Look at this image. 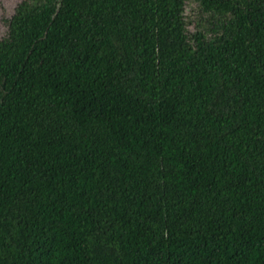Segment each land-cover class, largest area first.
<instances>
[{"label":"trees","instance_id":"trees-1","mask_svg":"<svg viewBox=\"0 0 264 264\" xmlns=\"http://www.w3.org/2000/svg\"><path fill=\"white\" fill-rule=\"evenodd\" d=\"M0 264H264V0H22Z\"/></svg>","mask_w":264,"mask_h":264},{"label":"rangeland","instance_id":"rangeland-1","mask_svg":"<svg viewBox=\"0 0 264 264\" xmlns=\"http://www.w3.org/2000/svg\"><path fill=\"white\" fill-rule=\"evenodd\" d=\"M22 0H0V39L8 33V21L13 16L16 7ZM201 14L199 5L193 1H187L185 6V17L188 22L190 33L196 31V20Z\"/></svg>","mask_w":264,"mask_h":264}]
</instances>
